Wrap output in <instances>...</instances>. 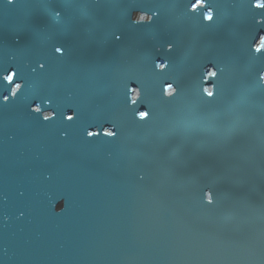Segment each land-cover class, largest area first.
<instances>
[{"label": "water", "instance_id": "1", "mask_svg": "<svg viewBox=\"0 0 264 264\" xmlns=\"http://www.w3.org/2000/svg\"><path fill=\"white\" fill-rule=\"evenodd\" d=\"M213 3L206 28L180 0H0V68L26 84L7 104L12 86L0 89V264H264V56L247 48L264 13ZM153 4L160 19L133 27ZM169 39L176 50L158 54ZM157 55L172 60L174 100L157 90ZM209 59L224 68L212 100L199 87ZM132 77L146 124L124 109ZM49 97L80 119L43 122L29 109ZM105 121L116 140L85 137Z\"/></svg>", "mask_w": 264, "mask_h": 264}, {"label": "snow or ice", "instance_id": "2", "mask_svg": "<svg viewBox=\"0 0 264 264\" xmlns=\"http://www.w3.org/2000/svg\"><path fill=\"white\" fill-rule=\"evenodd\" d=\"M19 0H6L7 4L15 5ZM181 6L186 9V14L192 20L199 18V23L206 28H211L216 21L217 12L216 5L213 0H180ZM249 9H254L259 13H264V0H244ZM233 6H236L235 3ZM202 9L206 11L201 12ZM151 17L150 20L139 19V15ZM60 15V13H57ZM160 5L153 4L147 11H137L131 18L133 27L150 26L160 19ZM254 31L248 37L247 48L249 53L254 56H264V17L257 18L255 13L252 16ZM124 38L123 34L114 35V39L119 42ZM176 50V44L169 39L162 45H157V53H173ZM53 55L60 57L67 54V48L62 44L53 45ZM46 63L40 62L39 68L45 69ZM173 65L171 58H165L157 55L152 61V72L156 79V87L161 97L166 100H174L180 91V84L177 79L169 75ZM36 69H33L35 71ZM224 68L215 60L209 59L202 66L199 75V87L202 95H206L210 100L215 99L218 90L219 77L223 73ZM260 80H264V72L259 74ZM212 85L211 87L204 85ZM12 86L10 95H2L4 104L10 103L11 99L17 98L24 90L26 84L20 79V73L12 68H0V89ZM145 86L141 79L132 77L124 85L123 104L126 112L130 113L133 120L146 124L152 118V108L148 104L144 96ZM35 106L30 107L33 114L42 116L43 122L51 123L54 119H62L67 124H75L80 119V115L74 108H69L66 112H59L54 106L52 99L44 98L41 100H33ZM48 110L45 111L44 109ZM85 137L90 141H99L102 137L108 140H116L119 136V130L114 121H105L102 124H91L84 131ZM205 200L208 205L215 203L213 193L210 190L205 192ZM62 201V200H61ZM66 207V203H65Z\"/></svg>", "mask_w": 264, "mask_h": 264}, {"label": "clouds", "instance_id": "3", "mask_svg": "<svg viewBox=\"0 0 264 264\" xmlns=\"http://www.w3.org/2000/svg\"><path fill=\"white\" fill-rule=\"evenodd\" d=\"M139 19H143V20H150L151 17H146V16H143L142 14L138 16ZM261 45L264 46V41L261 42ZM65 210V206L64 205H61V207L57 208L56 211L57 213H63Z\"/></svg>", "mask_w": 264, "mask_h": 264}]
</instances>
